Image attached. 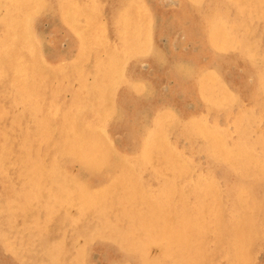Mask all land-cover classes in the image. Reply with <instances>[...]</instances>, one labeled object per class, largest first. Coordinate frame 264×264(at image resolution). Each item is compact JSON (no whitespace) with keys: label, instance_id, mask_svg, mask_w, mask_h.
<instances>
[{"label":"bare ground","instance_id":"1","mask_svg":"<svg viewBox=\"0 0 264 264\" xmlns=\"http://www.w3.org/2000/svg\"><path fill=\"white\" fill-rule=\"evenodd\" d=\"M180 1L188 7L199 0ZM231 1L236 20L218 18L220 47L236 41L234 29H242L245 38L252 22L264 23V0ZM150 3L0 0V93L9 98L2 111L17 122L24 141L19 158L8 153L6 162L12 160L9 165L19 174L22 196L39 206L40 216L34 219L57 218L70 234L69 243L62 231L50 240L39 239L36 252L35 244L10 239L2 226L6 233L0 229V237L19 254L20 264H87L89 249L77 247L74 240L81 236L87 246L100 234L116 246L113 264H254L250 250L257 235H264V199L256 202L238 182L235 195L225 199V211L221 209L214 170L203 174L193 167V173L165 131L175 121L169 119L171 108L158 110L149 120L139 152L112 146L106 122L121 114L123 91L143 94L151 89L142 75L126 71L136 57L157 54V15ZM48 15L57 43L64 37L65 51L49 48L43 39L40 27ZM194 35L189 27L183 30L186 40ZM257 54L251 47L250 56ZM198 69L195 63L186 75ZM209 80L210 86H225L216 74ZM260 81L264 83V72ZM220 95L232 104L239 102L235 92L223 90ZM179 117L175 122L181 130L193 119ZM192 117L199 119L209 157L238 176L253 171L264 178V133L252 141L242 134L240 141L228 144L209 110ZM256 119L253 127L262 117ZM4 166L0 159V169ZM152 246L160 248L157 257L149 254Z\"/></svg>","mask_w":264,"mask_h":264},{"label":"rangeland","instance_id":"2","mask_svg":"<svg viewBox=\"0 0 264 264\" xmlns=\"http://www.w3.org/2000/svg\"><path fill=\"white\" fill-rule=\"evenodd\" d=\"M151 3V6L156 8L154 11L157 15L154 20L156 27L154 43L157 54L154 56L150 54L147 58L136 57L132 63L126 66L128 75H142L151 89L143 94L131 90L123 91L119 101L121 114L106 122V127L111 134L112 146L125 151L133 149L134 152H139L142 149L141 142L146 127H149V120L156 117L159 113L158 110L165 109V107L171 108L173 114L169 119L175 118L176 121L179 116L181 119L186 117L193 119L189 118L190 120L184 125L187 126L184 130H181L173 120L174 122L167 124L165 131L168 132V137L173 145L181 150L189 160L192 169L194 167L195 171L201 170L203 174L214 170L217 176L216 182H218L222 195L219 198L221 199L219 203L221 209L225 211L227 206L225 199L228 194L235 195V187L238 182L245 188L248 187L247 191L256 202L262 201L264 199L262 174L251 171L238 176L209 157L206 138L198 129L199 119L192 116L197 115L200 110H209L212 116L218 119V130L223 141V134L227 136L224 143L228 144L240 141L242 134L251 136L248 138L252 141L254 137L258 136V133H264V83L260 81V74L264 72V23L252 22V32L245 38L242 29H234L236 41L230 43L228 47H220L217 41L220 40L222 34L218 31V18L225 16L228 18V23L236 20L231 0H199L188 7L182 6L180 0H151ZM174 10H179L176 15L174 14L175 17L172 16ZM51 16L48 15L40 27L43 39L49 48L65 51L67 45L64 37L58 44L53 30L49 27ZM188 27L195 34L191 40H186L183 36V30ZM226 28L228 29V27ZM251 47L258 52L254 57L250 56ZM195 63L199 68L198 72L187 76L189 67H193ZM173 74L180 76L183 79L182 82ZM214 74L222 79L225 85L222 87L224 92L225 90L230 93L235 92L239 98L237 104L230 103L229 99L220 95L223 90L219 85L214 82H212L213 86L208 84L211 82L209 77ZM8 101L9 98L0 93V159L5 163L4 169H0V201H3L0 203V229L5 233L7 231L6 234L12 240L21 237L22 240L28 241L32 245L35 244L36 252H39L41 249L37 245L39 239L50 240L55 235H61V231L66 234L63 231L65 227L61 228L57 218L34 219L38 218L39 206L29 200L26 195H24V199L22 196L24 193L21 192L23 189L18 181L19 174L16 168L9 165L12 160L6 162L8 153H12L11 157L19 158L22 151L20 147L24 143L23 138L20 137L17 122L13 121L12 116L3 114L5 111L2 109L8 105ZM92 115L91 117H93ZM259 115L262 120L259 125L253 127L257 120L256 117ZM212 126L213 123H210L208 127ZM262 140L264 142V138ZM154 164L159 165V162L154 160ZM77 168L78 165L73 167L74 170ZM194 169L193 173H195ZM146 173L148 176V172ZM6 186L8 188L5 189ZM7 199L8 201H6ZM17 199L21 202L24 199V202L21 203ZM69 211L72 213V208ZM30 213L33 216L32 220L27 221L28 216H31ZM2 226L6 228V231ZM60 228L61 230H59ZM17 230L19 236H17ZM14 232L16 237L13 235ZM34 232L37 236L32 235ZM42 233L43 236L40 235ZM66 236L68 241L70 234H66ZM100 236L104 237L102 234L98 235L87 246L81 236L74 240L77 242H74L77 247H87L86 252L89 249L87 264H113L116 259V246L113 241L107 240L105 237L101 240ZM149 254L151 257H157L160 254L159 246H152L149 249ZM251 254L254 264H264V235L262 231L252 243ZM19 259V254L11 248L8 242H5L3 237H0V264H20Z\"/></svg>","mask_w":264,"mask_h":264}]
</instances>
